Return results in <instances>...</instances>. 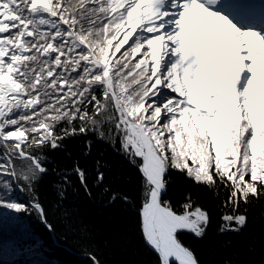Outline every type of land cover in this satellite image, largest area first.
Masks as SVG:
<instances>
[{"label":"snow or ice","instance_id":"snow-or-ice-1","mask_svg":"<svg viewBox=\"0 0 264 264\" xmlns=\"http://www.w3.org/2000/svg\"><path fill=\"white\" fill-rule=\"evenodd\" d=\"M69 140L81 141L93 167L77 156L62 168L50 155ZM101 144L134 169L135 194L105 185ZM173 171L190 182L175 198ZM49 173L66 216L69 189L135 202L147 264H205L185 237L207 235V196L221 201L222 233L243 232L264 200V6L0 0V207L35 211L55 230L39 196ZM17 188L30 200L20 202ZM222 264L264 257L233 254Z\"/></svg>","mask_w":264,"mask_h":264},{"label":"trees","instance_id":"trees-1","mask_svg":"<svg viewBox=\"0 0 264 264\" xmlns=\"http://www.w3.org/2000/svg\"><path fill=\"white\" fill-rule=\"evenodd\" d=\"M80 140H69L64 152L50 153L61 165L71 166L79 156L87 159L93 167V158L81 155ZM105 153L109 170L105 185L135 194L137 180L134 169L107 144L99 145ZM72 154L71 158L67 153ZM55 173H49L39 186V196L50 209V222L55 230L49 229L35 211H23L0 207V264H14V259L38 255L41 261L30 264H92L88 248L94 247L105 264H147L151 257L147 254L139 235L135 202L107 200L101 188H93L94 196L89 197L83 190L69 189L71 195L66 204L71 215H65V207H56L58 194L53 181H58ZM79 184L75 176L71 177ZM90 183H94L90 180ZM184 174L173 171L170 194L175 198L189 186ZM20 202L30 200L29 193L16 189ZM206 201L212 208V224L203 239L192 241L205 264H222L227 256L236 254L241 259L255 256L264 257V200L251 209L250 221L243 232H220L218 224L222 212L221 201L209 194ZM255 241V248L250 245Z\"/></svg>","mask_w":264,"mask_h":264},{"label":"rangeland","instance_id":"rangeland-1","mask_svg":"<svg viewBox=\"0 0 264 264\" xmlns=\"http://www.w3.org/2000/svg\"><path fill=\"white\" fill-rule=\"evenodd\" d=\"M228 3L240 5V6H250L254 5L256 9H259L261 6H264V0H227ZM38 255L20 257L14 259V264H30L35 263L36 261H41Z\"/></svg>","mask_w":264,"mask_h":264}]
</instances>
